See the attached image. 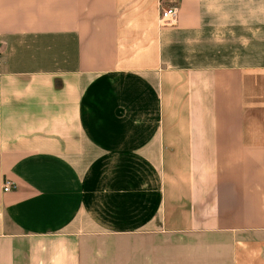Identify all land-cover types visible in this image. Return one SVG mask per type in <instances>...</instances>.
Segmentation results:
<instances>
[{
	"label": "crops",
	"instance_id": "1",
	"mask_svg": "<svg viewBox=\"0 0 264 264\" xmlns=\"http://www.w3.org/2000/svg\"><path fill=\"white\" fill-rule=\"evenodd\" d=\"M219 7L0 0V264H264V25Z\"/></svg>",
	"mask_w": 264,
	"mask_h": 264
},
{
	"label": "clouds",
	"instance_id": "2",
	"mask_svg": "<svg viewBox=\"0 0 264 264\" xmlns=\"http://www.w3.org/2000/svg\"><path fill=\"white\" fill-rule=\"evenodd\" d=\"M217 2L220 3V7L215 9V14L217 25L220 28L227 29L240 27L241 29L250 32L252 37H255L258 30L254 31L252 26L257 24L264 25V0L255 6H252L255 3V0H249L248 5H245L247 8L246 12H231L226 10V5L231 4L232 0H223V2L217 0ZM208 11L212 13L213 9L209 8ZM217 25L210 23L209 26ZM230 34L235 36V32H231ZM216 43L223 44L225 41L217 39ZM238 43L242 47L247 48L251 41L248 36L242 35L238 38Z\"/></svg>",
	"mask_w": 264,
	"mask_h": 264
},
{
	"label": "built area",
	"instance_id": "3",
	"mask_svg": "<svg viewBox=\"0 0 264 264\" xmlns=\"http://www.w3.org/2000/svg\"><path fill=\"white\" fill-rule=\"evenodd\" d=\"M177 14H178L177 5H174V4L169 5V6H164V5L162 6L161 5L160 20L163 23H165V24L172 23L176 19ZM11 188H13V184L9 180H5L3 182V190L8 191Z\"/></svg>",
	"mask_w": 264,
	"mask_h": 264
},
{
	"label": "rangeland",
	"instance_id": "4",
	"mask_svg": "<svg viewBox=\"0 0 264 264\" xmlns=\"http://www.w3.org/2000/svg\"><path fill=\"white\" fill-rule=\"evenodd\" d=\"M147 7H146V9L147 10H150V9H148L149 8V5L148 4H145ZM159 8H161V5L159 6Z\"/></svg>",
	"mask_w": 264,
	"mask_h": 264
}]
</instances>
